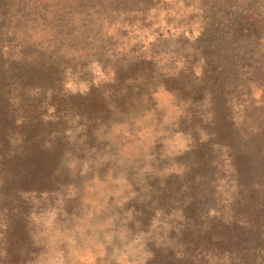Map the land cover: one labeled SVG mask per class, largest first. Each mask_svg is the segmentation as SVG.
Here are the masks:
<instances>
[{"label": "rangeland", "instance_id": "374dc122", "mask_svg": "<svg viewBox=\"0 0 264 264\" xmlns=\"http://www.w3.org/2000/svg\"><path fill=\"white\" fill-rule=\"evenodd\" d=\"M78 1L51 2L55 8L73 9ZM155 1L92 3L109 14L108 24L131 17L129 13L136 8L154 10L161 27L169 17L183 27L187 20L197 22L203 15L207 21L216 17L226 27L229 19L233 20L236 26L229 31L232 48L226 56L228 60L255 61L262 73L257 80L264 85V67L253 48V39L259 33V0ZM173 2L176 3L171 7ZM260 3L264 6V0ZM171 9L181 10L182 15H175ZM35 23L29 26L32 42L40 36V24ZM105 25L95 29L94 43L78 41L59 52L60 64L71 66L74 72L61 74L64 97L79 100L91 93L107 97V102L114 104V93L125 87L130 105L121 115L110 113L104 118L102 124L106 127L101 128L91 145L97 151L84 147L83 154L77 150L85 140L80 125L82 115L71 110L68 117H62L56 130L62 138L64 157L69 155L65 159L68 166L64 165L50 185L55 193L30 199L23 205L30 214L31 237L23 242V251L13 255L14 264H162L169 257L177 264H215L231 248L225 243L229 242L226 236L230 220L233 224L239 218L245 223L237 226L247 229L246 222L253 218L238 208V197L232 188V180L237 177L229 155L235 151L230 152L225 141L209 136L214 124L208 118L214 112L217 123L227 122L229 102L242 98L245 80L237 75V68L227 70L223 79L226 88L221 94L226 97V111L208 98L212 88L207 87V78L202 80L200 67L201 58L209 50L203 41L214 38L216 29L211 26L205 38L199 40L196 31L193 36H179L174 29L157 31L144 22L139 32L145 39L138 45L140 56L135 59L129 54H110ZM12 28L9 25L8 30ZM8 37L11 38L2 31L0 42L7 44ZM72 47L77 49L69 55ZM112 72L117 74L113 82ZM194 110L201 115L192 116ZM240 113L231 143L248 161L241 172L243 181L251 182L252 176L264 175V107L249 102ZM95 154L105 161L98 167L96 158L91 157ZM215 163L220 167L214 168ZM195 213L194 223L204 228L196 241H191L180 235L181 225ZM258 245V241L251 240L250 247L238 253L245 256H236L234 264L249 260L247 256L255 257L253 250ZM225 259L221 264H228ZM0 264H5L1 254Z\"/></svg>", "mask_w": 264, "mask_h": 264}, {"label": "trees", "instance_id": "16d2710c", "mask_svg": "<svg viewBox=\"0 0 264 264\" xmlns=\"http://www.w3.org/2000/svg\"><path fill=\"white\" fill-rule=\"evenodd\" d=\"M51 1L0 0V34L3 31L11 36L8 37L10 41H7V44L0 42V245H2L0 254L4 263H16L13 255L15 252H22L23 242L31 237V231L28 229L30 214L23 205L30 202V199L55 193L50 185L55 181L56 174L67 165L65 159L69 155L64 157L65 149L60 143L62 138L56 130L60 128L62 117H68L71 110H77L82 115L83 122L80 125L85 140L77 150L83 154L84 147L97 151V148L91 145L99 137L101 128L106 127L102 124L104 118L110 113L121 115L130 105L126 100L129 93L125 87L118 88L119 92L114 93V104L107 102V97L102 99L91 93L80 97L79 100L64 97L65 83L61 74L65 72L71 75L74 72L71 66L60 64L59 52L65 51L68 46L78 41L94 43L95 29L100 30L102 25L106 24L104 34L108 35L110 41V54H129L128 56H135V59H138L140 56L137 55L138 51H132L131 46L144 41L145 36L139 29L141 24L146 22L157 31L160 28L167 30L181 28L174 29L180 33L179 36L185 33L193 36L196 31L199 40L205 38L210 26L216 29L213 40L203 41L205 48L209 50L201 58L200 76L202 80L207 78L205 83H208L207 87L212 88L211 92H207L208 98L215 100L217 106H223V110L228 109L226 97L221 95L226 88L223 79L227 70L231 67L237 68L239 71L237 75L245 80L242 98L228 103L230 111L225 114L227 122L217 123L214 112H211L208 118L209 122L214 124V132L209 136H213L215 140L225 141L227 143L225 147L230 152L235 151L229 155L233 162V172L237 177L236 180H232V188L238 197V208L245 213L248 212V216L253 218L252 221L246 222L247 229L237 226L245 223L239 218L233 224L230 220L226 236V241L229 242L225 243H229L231 248L223 257L218 258L215 264L226 261V257L228 264H234L236 256H245L238 253L241 248L250 247L251 240L259 242L253 250L255 257L247 256L249 260L241 264H264V201L261 200L264 197V175L258 178L252 176L251 182H244L241 171L248 161L236 152L231 143L233 126L241 119L242 107L249 102L264 107V85L261 86V82L257 80L262 73L255 61L228 60L226 56L232 48L229 45V31L236 23L229 19L226 27L225 22L216 17L207 21V16L203 15L197 22L187 20L186 24H183L184 27L180 26L176 19L169 17L165 26L161 27L156 21L154 10L136 8L129 13L131 17H122L108 24L109 14L100 10L92 0H80L73 5V9L55 8ZM260 1L259 5L262 7ZM175 3H171L170 6H174ZM170 11L175 15H182L181 10ZM259 17L257 13V24ZM33 22L40 24V36L32 42L33 32L29 26ZM9 25L13 27L11 30H8ZM258 29L259 33L253 39V48L258 54L261 66L264 67V47L258 40L261 34L259 26ZM15 39H19V42L13 41ZM75 49L77 48H70L69 55L73 54ZM61 55L66 56L64 53ZM115 80L117 74L112 72L111 81ZM197 114L201 115L199 110L192 112V116ZM91 157L96 158L97 167L105 162L101 155L95 154ZM74 161L81 163L80 159ZM90 166L88 164L87 168ZM217 167H220V164L215 163L214 168ZM261 179L263 182H260ZM243 194H247L248 198L243 199ZM17 201L22 202L21 205L16 204ZM196 216L197 213L191 219L186 217L181 225L180 235L188 236L191 241H196L197 235L204 228L203 225L194 223ZM217 237L215 239H218ZM162 264L177 263L172 262L169 257V260Z\"/></svg>", "mask_w": 264, "mask_h": 264}, {"label": "water", "instance_id": "95a60500", "mask_svg": "<svg viewBox=\"0 0 264 264\" xmlns=\"http://www.w3.org/2000/svg\"><path fill=\"white\" fill-rule=\"evenodd\" d=\"M259 28L261 30V34L258 37L259 40V44L264 47V6L261 7V9L259 10ZM172 29H181V28H172ZM129 45V44H128ZM125 48L127 46H124ZM133 49V50H132ZM131 50L137 52L138 49V45H135V43L131 46Z\"/></svg>", "mask_w": 264, "mask_h": 264}]
</instances>
